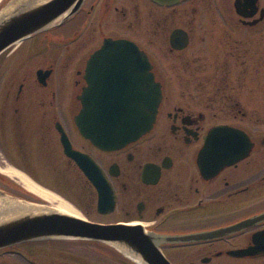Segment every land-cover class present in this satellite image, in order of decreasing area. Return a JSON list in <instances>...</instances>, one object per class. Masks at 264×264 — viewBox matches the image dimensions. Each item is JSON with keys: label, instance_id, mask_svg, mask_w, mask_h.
<instances>
[{"label": "flooded vegetation", "instance_id": "flooded-vegetation-1", "mask_svg": "<svg viewBox=\"0 0 264 264\" xmlns=\"http://www.w3.org/2000/svg\"><path fill=\"white\" fill-rule=\"evenodd\" d=\"M9 1L2 0L0 9ZM107 39L137 44L162 93L152 129L115 150L94 145L74 122L90 71L111 72L105 69L110 63H90ZM152 45H159L158 50ZM92 65L96 69H90ZM244 93L255 95L246 103L252 109L244 107ZM260 109H264V0H179L174 5L83 0L58 25L0 54L2 165L19 168L11 158L27 162L21 168L43 186L50 184L38 173L59 171L64 188L50 186L92 222L140 224L160 235H182L229 229L263 213L259 195L264 176H259L257 157L264 153V134L245 127L262 124ZM220 113L227 117L220 119ZM220 124L244 130L252 147L243 159L204 174L198 155L210 129ZM61 131L71 149L85 155L79 162L66 152ZM88 161L103 172L114 194L108 214L97 210V189L84 172L91 167ZM0 191L18 194L1 175ZM90 212L111 215V220L92 218ZM262 229L264 219L206 239L164 242L161 248L172 264H264V254L232 253L251 245L254 233ZM38 243L0 248V264H100L99 253L114 263L117 258L120 264L129 261L107 244L63 238L44 242L53 249L41 262Z\"/></svg>", "mask_w": 264, "mask_h": 264}, {"label": "water", "instance_id": "water-1", "mask_svg": "<svg viewBox=\"0 0 264 264\" xmlns=\"http://www.w3.org/2000/svg\"><path fill=\"white\" fill-rule=\"evenodd\" d=\"M82 1L10 0L0 11V53L17 41L58 25L75 13ZM152 1L172 5L178 0ZM99 61L110 63L105 69H111V72L106 71L102 75L101 71H90L86 77L88 86L80 96L83 106L74 121L79 133L94 145L103 150H115L136 141L152 129L162 97L161 86L154 78L146 53L132 41L105 40L90 59V63ZM90 69H96V66L92 65ZM61 140L68 155L76 162L85 157L71 149L62 131ZM251 147L252 142L244 130L224 124L213 126L199 152L198 165L204 174H214L247 156ZM90 166L84 172L97 189V210L107 214L114 207V194L99 167L93 163ZM0 194L5 195L1 191ZM263 219L264 212L229 229L160 235L140 224L92 222L51 208L28 210L0 219V248L39 240L85 239L107 243L126 256L130 253L138 257L143 264H172L161 249L164 242L206 239ZM252 241L247 248L232 253L264 254V229L255 232Z\"/></svg>", "mask_w": 264, "mask_h": 264}, {"label": "bare ground", "instance_id": "bare-ground-1", "mask_svg": "<svg viewBox=\"0 0 264 264\" xmlns=\"http://www.w3.org/2000/svg\"><path fill=\"white\" fill-rule=\"evenodd\" d=\"M37 1L39 2L42 0ZM0 173L7 175L8 177L15 180L22 186V188H24L35 198H38L48 203V205H36L27 201V199L19 198L16 200L14 199V197H12L13 194L11 192L1 191L4 192L5 195L0 194V219L19 213H24L28 210L39 211L49 208L78 217L82 216L81 213L77 209H75V207H73L61 196L35 182L27 174L18 170L17 168L5 164L4 167H0ZM127 256L133 262L137 264H143V262L138 257L130 253L127 254Z\"/></svg>", "mask_w": 264, "mask_h": 264}, {"label": "rangeland", "instance_id": "rangeland-1", "mask_svg": "<svg viewBox=\"0 0 264 264\" xmlns=\"http://www.w3.org/2000/svg\"><path fill=\"white\" fill-rule=\"evenodd\" d=\"M200 4H201V2H200ZM152 46H150L151 49H152ZM153 47L158 50L157 47H159V45H156V46H153ZM217 97H219V96H217ZM245 97H246V100L244 102L245 104L243 103L244 104V107L250 109L251 107L248 106V104H246V103H251L253 100H255V95H250V93L249 94H245L244 93V98ZM249 111H251V110H249ZM259 116H260V119L262 121V124L261 125H258V126H245V127H249L254 132H257V130H258V132H259L258 134L262 136L264 134V109H260L259 110ZM224 117H227V116L224 113H220V119H222ZM254 155H256V153ZM257 159H258V167H259V176L261 178L262 176H264V153H261V156L260 157H257ZM11 160L14 161V163L18 164L17 166H19V168L16 167V166H14L13 164L9 163L10 166L15 167L18 170H20V171L24 172L25 174L29 175L28 173H26L21 168V167H25L27 165V162H24L23 163L18 158H13V159L11 158ZM4 165L5 164L2 165V162L0 161V167H4ZM0 175L3 177V180L5 182H7L9 186H11L12 189L14 188V190H18L17 193L20 194V197L21 198L36 199L29 192H27L24 188H22V186L19 183H17L15 180H13L12 178H10L7 175H4L2 173H0ZM38 176H40V178L43 180L44 183H48V184L56 187L59 190H62L64 188L63 187L64 186V181L61 179V174L59 173V171H55V173L53 174L52 172L44 169L43 171H41L40 173H38ZM50 185L49 186L48 185H44V187H46L49 190H51V191L55 192L56 194H58V192L54 188H52ZM71 188L72 189L74 188V191L73 192L76 195L75 197L78 198V193H77V190H76V183H73V185H72ZM18 194H16V195H18ZM78 199L81 201V198H78ZM259 199H260V201H263L264 202V200H262V199H264V190L261 191V193L259 195ZM75 208L77 209V207H75ZM90 213H91V215H89V216L92 217V218H94L96 216V217L100 218V220H103L105 222L111 220L110 219V216L111 215H103L102 216V215H100V214H98L96 212H90ZM36 245H37L36 248L39 249V252L36 251V254L38 256L37 259L39 261H41V262H44L45 261V258H46V251H49V250L53 249L52 248L53 246H49V245H47L44 242L38 243ZM55 248L58 249L59 247L56 246ZM164 253L171 260V257L169 256V254H167V252H165V251H164ZM99 257H100V259H99L100 264H120L118 258H117V260H115L116 263H114L113 261H110V260H112V258H108L107 256L102 255L101 253H99ZM120 262H122V261H120ZM125 262L128 263V264H137V263L133 262L132 260H129V261L125 260ZM36 263L39 264L38 261Z\"/></svg>", "mask_w": 264, "mask_h": 264}]
</instances>
